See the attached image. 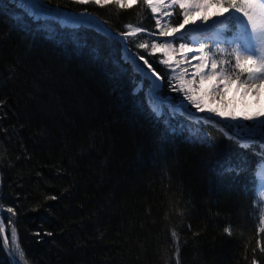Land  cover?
Wrapping results in <instances>:
<instances>
[{
    "label": "trees",
    "instance_id": "1",
    "mask_svg": "<svg viewBox=\"0 0 264 264\" xmlns=\"http://www.w3.org/2000/svg\"><path fill=\"white\" fill-rule=\"evenodd\" d=\"M43 2L87 9L114 32L158 34L143 0L126 10ZM144 41L157 40L142 33L129 47L164 77L175 104L180 94L155 62L164 54L147 55L136 47ZM144 83L136 92L140 78L119 43L0 0V220L16 264H264V148H241L206 121L157 119ZM201 131L212 145L192 141ZM228 164L239 174L222 175ZM0 264H12L1 230Z\"/></svg>",
    "mask_w": 264,
    "mask_h": 264
},
{
    "label": "snow or ice",
    "instance_id": "2",
    "mask_svg": "<svg viewBox=\"0 0 264 264\" xmlns=\"http://www.w3.org/2000/svg\"><path fill=\"white\" fill-rule=\"evenodd\" d=\"M75 2L95 5L99 8L114 4L119 10H126L132 8L136 0H131V2L128 0H75ZM143 3L153 14H158L162 7L168 9L178 7L180 12L175 15L182 16V20L177 23L172 19L174 13L165 11L163 16L168 18L167 30L161 26V18L156 17L159 36L172 39L157 40L151 44L147 41L136 44V47L151 56L170 50L175 51L172 45L177 41L180 42L178 49L180 59L185 60L193 69L191 78L187 82L182 77L172 74L174 57L168 56L167 59L155 61L164 64L170 73L168 76L169 92L180 94L175 104L172 103V97L163 95L164 77L156 72L152 63L144 55L133 52L129 47L130 37L143 33L151 39L156 35L155 33L148 32L142 26L132 25H125L124 32H114L87 9L72 13L70 17H62V19L66 24L71 22L79 27L92 26L104 34L106 39L121 45L124 62L130 64L133 71L138 74L141 85L147 81L146 98L152 115L157 119L167 118L171 123V120L183 117L188 124L195 122L199 125L201 121L212 122L213 117L218 116L223 119L214 121L215 123H222L226 128L239 129L232 134L231 138L236 140L241 148L253 143L264 145V112L238 117L235 113L208 107L209 101L205 97H210L212 93L219 97L221 84H213L207 90L203 87L205 80L216 78L231 83L234 78L239 84L246 85L255 93L264 84V0H170V4L167 5H165V0H143ZM213 6L223 11L214 12L211 16L197 15V13L208 12ZM190 25L192 27H187ZM187 33L192 34L193 38H190ZM196 43L199 44L198 48L190 46ZM206 44H209L207 50ZM189 53H195V55L189 59ZM217 54L221 56L220 60L215 58ZM192 60L196 62L191 64ZM176 80H179L178 84L174 83ZM141 90L144 91V88L142 87ZM193 108L197 112H207L209 115L193 116L191 114ZM245 121L254 123L245 124ZM191 139L194 143L199 142L202 145L213 144L208 134L202 131L192 136ZM261 158L264 159V149H262ZM239 169V165L228 164L220 170V173L222 175L239 174ZM253 183L255 185V181ZM260 188V198L264 199V172L261 174ZM51 198L57 199L55 196ZM7 211L12 213L14 209L9 207ZM9 221L14 223L11 217ZM47 234L51 235V233ZM12 236L16 237L14 230ZM261 250L264 251V249Z\"/></svg>",
    "mask_w": 264,
    "mask_h": 264
},
{
    "label": "rangeland",
    "instance_id": "3",
    "mask_svg": "<svg viewBox=\"0 0 264 264\" xmlns=\"http://www.w3.org/2000/svg\"><path fill=\"white\" fill-rule=\"evenodd\" d=\"M21 2H22V0H20ZM30 2L32 3L31 5H30V7H31V9L37 14V15H39V14H41V16H43L44 17V20H50V19H53L54 20V17H52L48 12H49V10H57L58 11V17L60 18V17H70V15H72V13L71 12H65V11H63V10H61V9H58V7H53V6H50L49 4H47L46 2H43V0H30ZM128 2H131V0H128ZM136 2H140V0H136ZM167 4H170L169 2H165V5H167ZM134 5H136V3L134 4ZM147 6V5H146ZM29 7V8H30ZM134 7V6H133ZM148 7V6H147ZM176 9L177 10H179V8L178 7H176ZM148 10H149V12L151 13V10L148 8ZM165 11H170V9H168V8H161L160 9V12H159V14H161V16H163V13L165 12ZM217 11H223V9H220V8H217V7H215V6H213L211 9H209V11L208 12H206V13H197V14H201V15H209V13H211V12H217ZM174 14H175V11H174V9H173V11H172ZM152 15H155V14H153V13H151ZM161 18V17H160ZM167 17H164L163 16V19L161 20V26L162 27H164L165 28V26H166V24H167V19H166ZM100 19V18H99ZM64 20V19H63ZM176 19H174V21H175ZM57 21H62V20H60V19H58ZM135 21H137V20H135ZM155 23H156V19H154L153 20ZM74 26H77V25H75V24H73ZM138 25H139V23H138ZM133 26V25H132ZM79 27V26H78ZM165 30H167L166 28H165ZM138 35H141V34H137V36ZM187 35H189V37H191L192 38V35L190 34V33H187ZM210 35V34H209ZM153 37H155V36H153ZM160 38H162V36H160ZM205 37H203V38H200L199 37V39H204ZM154 39V38H153ZM170 39H172V38H170V37H165V39L163 38L162 39V41H164V40H170ZM155 40H159L158 38H156L155 37ZM159 41H161V40H159ZM145 42V41H144ZM148 42V41H147ZM154 42V41H153ZM152 43V42H151ZM151 43H149V44H151ZM208 47H209V44H206L205 45V48H206V50L208 49ZM221 47H223V45H221ZM172 48L173 49H175V51H172V50H170V51H168V52H166V53H156V54H154V55H151V56H157V55H160V54H164V58L165 59H167L168 58V56H172V57H174V59H176L177 61H175V63L173 64V71H174V74H176L178 77H181V73L179 74V72H180V70L179 69H176L177 67H180V68H183V74L184 75H187L185 78H183L184 79V81L185 82H187V80L188 79H190L191 78V74H192V67H191V65H189L185 60H181L180 59V53H179V51H178V49H179V47H177L176 46V43H174L173 45H172ZM174 52H176L177 54H175ZM209 55L211 56V53H209ZM217 60H220L221 59V56L219 55V54H217V56L215 57ZM189 59H191V57H189ZM193 61V60H192ZM192 61H191V64H193L192 63ZM149 62H150V60H149ZM178 65V66H177ZM209 69H210V63H209ZM234 79V78H233ZM232 79V80H233ZM199 80V78L197 77V81ZM177 81V84L179 83V80H176ZM216 83H220L221 84V89H220V95H219V98L217 99V97L215 98L214 97V93H212L211 94V96L209 97V96H206L205 97V99L206 100H208L209 101V103H208V107H211V108H217V109H219V110H221V111H224V112H231V113H235V108H237V106L235 105V104H232V101L231 100H229L228 98H227V96H229V95H231L230 97H233L234 99H236V97H237V93L235 92L236 90H239V88L240 87H242L243 85L242 84H234V85H231V84H228L227 83V81H225V80H221V79H216V78H214V79H212V80H205L204 81V85H203V87L207 90V89H209L210 87H211V85H213V84H216ZM224 85H226V87L224 86ZM262 88H264V84H262L261 86H260V88L257 90V93L258 92H260L261 91V89ZM199 94V93H198ZM240 97H242L243 98V101H249V100H251L252 98H251V96H250V94H248V93H244V94H242V96H240ZM239 97V98H240ZM262 98V99H261ZM260 98V96L258 95L257 97H255L254 98V100L255 99H258L260 102H262V100H264V92H263V94H262V97ZM219 99H221L222 100V103H220L219 102ZM228 99V100H227ZM220 103V104H219ZM252 103H259V102H256V101H252ZM219 104V105H218ZM257 105H259V104H257ZM259 107H262V106H257V107H253L252 105L251 106H245V107H243V111L242 110H240L239 109V111H240V113L238 114L237 112H236V115L238 116V117H242L243 115H249V116H252V115H255V114H257V113H261V112H264V107H263V109L262 110H256L255 111V109L257 108H259ZM193 110H195L194 108H193ZM191 114H193V116H198V117H202V116H208L209 115V113H207V112H197L196 110H195V112H192L191 111ZM223 118H221V117H218V116H214L213 117V123H215L214 121H217V120H222ZM245 124H250V123H254L253 121H245L244 122ZM215 124H217L218 126H221V127H224L223 126V124L222 123H220V124H218V123H215ZM238 130H236V132H237ZM261 146H263L264 147V145H261ZM260 192H261V188H260V186H259V189H258V191H257V194H258V199H259V203H260V205L262 206V208L264 209V199H261L260 198ZM0 223H1V220H0ZM2 224V223H1ZM1 231H3L4 232V228H1L0 229ZM262 230L264 231V221L262 222ZM6 237V236H5ZM7 244H8V241H7ZM6 250H7V248H6ZM10 252V253H9ZM7 253L8 254H10L11 255V258L13 259V261L14 262H16V260H15V258H14V255H13V253H12V250H10V248H9V246H8V250H7Z\"/></svg>",
    "mask_w": 264,
    "mask_h": 264
},
{
    "label": "bare ground",
    "instance_id": "4",
    "mask_svg": "<svg viewBox=\"0 0 264 264\" xmlns=\"http://www.w3.org/2000/svg\"><path fill=\"white\" fill-rule=\"evenodd\" d=\"M22 3H23V5L24 6H29L30 7V5L32 4L31 2H30V0H22ZM30 10H31V7L29 8ZM31 11H33V10H31ZM36 12V11H35ZM50 15H54V16H58V11L55 9V10H49V12H48ZM212 13H214V12H211V13H209V16H211L212 15ZM198 16L199 15H201V14H197ZM71 16V15H70ZM187 27H192L191 25L190 26H187ZM189 55V54H188ZM222 87V86H221ZM236 93H237V97H236V99H234L233 97H230L231 95H229V96H227V98L229 99V100H231L232 101V104H235L236 106H237V108H235V114H236V112L239 114L240 113V111H239V109L240 110H242L243 111V107H245V106H253L254 108L255 107H257V106H262V107H259L258 109L256 108L255 109V111L256 110H262L263 109V107H264V100H262V102H260L258 99H255L254 100V98L255 97H257L258 95L260 96V98L262 97V94H263V92H264V88H262L261 89V91L260 92H258L257 93V90L255 91V93H254V91L252 90V89H250V88H248L246 85H243L242 87H240L239 88V90H236L235 91ZM244 93H248V94H250V96H251V100H249V101H243V98L242 97H240V96H242V94H244ZM214 97L216 98L217 96H216V94L214 93ZM240 97V98H239ZM219 97H217V99H218ZM227 99V100H228ZM262 99V98H261ZM252 101H256V102H259V103H257V104H259V105H257L256 103H252ZM219 102L220 103H222V100L221 99H219ZM219 103V104H220ZM218 104V105H219ZM1 228H3V226H2V224L0 223V229ZM1 233H2V237H3V241H7V239H6V235H5V232H3V231H1ZM5 247V246H4ZM6 249V248H5ZM10 253V252H9Z\"/></svg>",
    "mask_w": 264,
    "mask_h": 264
}]
</instances>
